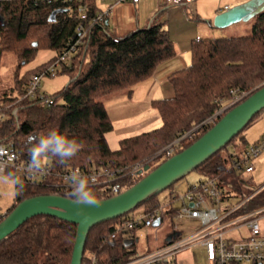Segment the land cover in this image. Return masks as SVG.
<instances>
[{
  "label": "trees",
  "instance_id": "trees-1",
  "mask_svg": "<svg viewBox=\"0 0 264 264\" xmlns=\"http://www.w3.org/2000/svg\"><path fill=\"white\" fill-rule=\"evenodd\" d=\"M97 2H0V53L11 52L17 62L13 85L0 90V143L10 144L19 161H30L29 136L38 138L53 129L66 133L69 137L82 141L83 149L64 164L58 163L57 158L53 157L46 162L57 169L105 166L117 169V174H122L118 181L124 190L143 176L135 177L132 173L124 175L134 163L152 156L177 136L210 116L221 106L222 100L231 96V90L247 91L248 96L264 83V9L254 16L250 34L193 38L189 48L190 63L168 76L173 94L150 101L151 106L157 110L161 124L156 128L122 137L118 140L117 148L111 149L105 135L113 124L103 100L122 90H130L134 84L148 78L160 62L176 54L175 45L163 22L153 19L149 24L120 38L109 32L108 15L102 21L93 22L84 42L77 45L69 62L61 63L59 70H56L66 72L69 80L59 91L46 94L52 99V103L48 104L37 97H22L18 100L24 94L32 75L50 64L67 40L76 37L75 27L79 21L77 7L85 4L88 15H96L101 11ZM55 9L60 11L55 14L53 21H49L50 13ZM40 47L50 48L56 53L46 63L20 75L21 65L30 60ZM262 111L264 107L245 127ZM212 125L196 130L192 139L182 141L175 153L199 138ZM239 133L192 170L204 177H216L219 186L225 190L223 198L226 200L233 198L238 202L250 196L227 219L264 208V183L255 188L243 186L247 180L243 178L238 164L245 146L237 153L230 151V144H235ZM160 162H155L150 169ZM7 172L18 175L12 169ZM227 173L232 180L227 179ZM173 184L167 187L169 193L164 202L158 198L159 192H155L134 208L140 206L145 215L160 209V220L153 223L154 226L169 222L171 235L178 238L180 234L175 229V216L179 206L174 205L177 193ZM92 187L99 199L113 195L99 185ZM70 190L14 180L13 204L6 213L25 198L45 194L67 197ZM130 211L90 227L82 259L84 254L89 253L95 256L96 264H123L135 256L136 231L143 225L132 230L125 229V221L136 218L129 214ZM2 218L3 216L0 221ZM75 236V223L49 214L34 215L0 239V264H69ZM127 238H132L133 242L126 245L124 241ZM165 244L166 242L159 244L156 249ZM152 250L146 249L143 253ZM155 264L165 262L158 261ZM248 264L264 262L254 261Z\"/></svg>",
  "mask_w": 264,
  "mask_h": 264
},
{
  "label": "built area",
  "instance_id": "built-area-1",
  "mask_svg": "<svg viewBox=\"0 0 264 264\" xmlns=\"http://www.w3.org/2000/svg\"><path fill=\"white\" fill-rule=\"evenodd\" d=\"M8 1V0H0ZM38 1V0H34ZM45 3L52 2H70L72 0H40ZM100 1V0H97ZM116 2L125 0H114ZM136 2L138 0H132ZM166 4H186L193 0H164ZM228 9L227 6L224 10ZM79 13V21L75 27L76 37L67 40L64 47L56 54L53 61L45 68L33 74L28 80L24 94L18 98L37 97L43 99L48 104L52 103V99L46 94L40 92L39 84L43 75H54L61 63H68L73 53L77 49V45L85 40V36L89 26L95 21H102L108 11L103 10L96 15H88L87 6L81 4L77 7ZM231 96L221 101V106L216 108L214 112L195 125L177 136L172 142L156 151L151 157L133 164L127 172L132 173L135 177L144 175V166L153 165L155 162L163 161L175 153L176 148L180 146L182 141L192 139L196 130L214 124L217 119L230 107L243 100L247 91H230ZM1 107V105H0ZM2 114L0 113V118ZM264 151V136L260 140H256L244 147L241 152L238 167L249 172L253 169L252 160L257 158ZM29 161H19L17 154L11 148L10 144L0 143V173L17 181L29 184L42 183L49 186L62 187L71 189L70 177L73 172H79L85 176H97L99 182L95 185L101 186L113 195L122 191V187L118 178L122 175L117 174V169H111L108 166L101 168H77L62 167L54 168L50 163L43 162L42 172H29ZM14 170L18 175L8 173V170ZM93 185V186H95ZM225 190H223L216 177L199 178L196 183L190 184L182 195H177L174 200L179 201L180 205L175 216V229L178 231L182 228L181 221L193 220L197 223L193 232H187L180 237H173L164 246L145 253H140L123 264H155L158 261H164L165 264H174V255L182 248L191 246L195 243L202 244L206 247L208 257L211 264H248L250 262H264V233L262 232L261 219L264 218V208L254 210L249 213L239 215L234 218L227 217L236 209H238L250 196L242 198L236 202L233 198L224 199ZM161 210H154L151 214L136 217L133 220H127L124 223L125 229L132 230L134 227L142 224L150 226L160 220ZM156 221V222H155ZM246 227L248 235L244 238H229L227 233ZM80 264H96V258L93 254H84V259Z\"/></svg>",
  "mask_w": 264,
  "mask_h": 264
},
{
  "label": "water",
  "instance_id": "water-1",
  "mask_svg": "<svg viewBox=\"0 0 264 264\" xmlns=\"http://www.w3.org/2000/svg\"><path fill=\"white\" fill-rule=\"evenodd\" d=\"M263 9L264 0H246L217 13L212 19V24L225 27L240 20H248ZM58 11L60 9L53 10L48 20L53 21ZM263 107L264 83L228 109L187 147L161 161L153 169L145 165L146 173L138 181L115 195L101 198L103 202L99 206L76 205L66 196L59 194L36 195L21 200L1 219L0 239L26 219L37 214H49L76 224V236L69 264H80L90 227L130 211L148 195L160 192L182 178L228 143ZM124 242L127 245L133 242V239L127 238Z\"/></svg>",
  "mask_w": 264,
  "mask_h": 264
},
{
  "label": "crops",
  "instance_id": "crops-1",
  "mask_svg": "<svg viewBox=\"0 0 264 264\" xmlns=\"http://www.w3.org/2000/svg\"><path fill=\"white\" fill-rule=\"evenodd\" d=\"M229 2L238 4L243 1L229 0ZM97 5L101 11H108L107 26L114 37H123L127 33L143 27L149 24L151 20L156 19L158 22L164 23L163 26L176 49V54L160 62L148 78L137 82L130 90H122L104 98L103 103L113 126L114 123H123V130L121 135H119L121 136L118 138L119 140L122 137L139 133V131L130 134L128 132H134L143 126L151 124L152 127L150 128L152 129L154 126L158 127L161 124L157 110L151 106L150 101L152 99L167 98L173 94L168 76L173 71L184 68L190 63V41L195 36H200L199 34L202 32L200 29L203 30L205 25H212V19L217 13L223 11L225 6L230 8L231 5H227V3L223 6L215 5L214 0H193L186 4H166L164 0H138L136 2L132 0L119 2L100 0ZM129 125L131 128H129ZM132 126L134 127L132 128ZM6 177L5 174L0 173V217L4 216L13 204L14 187L8 191L6 188L4 189ZM191 222L195 221H181L180 225H182V228L179 231L189 233L190 231L186 227ZM196 225L197 223L195 222L192 230L196 228ZM184 229H186L185 232ZM156 232L157 230L154 238L158 239ZM171 232L163 236V242L167 243V240L175 237V235H171ZM226 235L240 239L246 237L248 232L246 227H241L238 231L234 230ZM176 262L175 259L174 263Z\"/></svg>",
  "mask_w": 264,
  "mask_h": 264
},
{
  "label": "rangeland",
  "instance_id": "rangeland-1",
  "mask_svg": "<svg viewBox=\"0 0 264 264\" xmlns=\"http://www.w3.org/2000/svg\"><path fill=\"white\" fill-rule=\"evenodd\" d=\"M243 2L246 0H242ZM231 5L230 7L236 5L234 2H229V0L218 1L214 0L215 5ZM239 4V3H238ZM198 21V20H196ZM200 21V20H199ZM254 22V16L249 18L248 20H240L234 22L230 25L225 27H216L213 24L210 26L205 25L202 29V32L199 34L200 36L196 37H220V36H239V35H247L252 32V24ZM56 51L50 48L40 47L36 50L34 56L28 60L26 63L21 65L19 68V74L22 75L27 71H31L36 69L39 65L46 63L50 58L55 55ZM16 59L11 52L2 51L0 53V90L8 89L13 85V78L14 73L16 71ZM60 68V67H59ZM58 68V70H59ZM69 80V76L66 72L58 71L54 73V75L45 74L40 79L39 90L44 94H52L54 92L59 91ZM130 108V107H129ZM153 125V124H152ZM123 123L117 124L114 123V128L108 131L105 135L107 143L111 149H116L118 144V138L121 137V131ZM134 126H132L133 128ZM148 127V128H147ZM151 124L148 126H143L141 129L138 128L134 132L130 133H137V131L141 132L143 130L151 129ZM156 127V126H154ZM153 127V128H154ZM129 128L131 126L129 125ZM125 130V129H124ZM130 131V130H129ZM126 133V132H124ZM264 136V111L255 118L247 127H245L239 135L235 138V144H230V151L237 153L243 148L244 146L253 143L256 140H260ZM151 157V156H150ZM149 158V157H148ZM253 169L249 172H245L244 169H241L242 176L247 180L246 183L243 184L244 187L247 188H255L264 183V151L254 160H252ZM204 176L198 174L196 171H191L187 173L184 177L178 179L174 182L173 188L175 189L177 195H182L186 189L188 188L189 184L196 183L199 178H203ZM227 179H231L230 175L226 174ZM14 187V180L11 178L6 177V182L4 185V189L8 191L9 189L12 190ZM169 188H165L164 190L159 192L158 198L161 201H165L168 196ZM175 206H179V201H174ZM131 216L134 217H141L145 216L143 213V209L138 206L130 211L129 213ZM262 229L264 228V218L260 220ZM156 222V221H155ZM156 224V223H154ZM150 225L139 227L136 231V247H137V254L143 253L146 249H153L156 250V247L163 243V236L171 231V227L169 222H163L160 225ZM195 222H191L186 229L188 231L193 232L192 227L194 226ZM157 230L158 239H155V231ZM184 229V232L185 230ZM127 230V229H126ZM248 232V230H247ZM264 233V229H263ZM185 233H182L184 235ZM134 257V256H133ZM132 257V258H133ZM174 261L176 259L177 264H211L208 252L205 246L195 243L190 247H185L180 249L173 257Z\"/></svg>",
  "mask_w": 264,
  "mask_h": 264
},
{
  "label": "clouds",
  "instance_id": "clouds-1",
  "mask_svg": "<svg viewBox=\"0 0 264 264\" xmlns=\"http://www.w3.org/2000/svg\"><path fill=\"white\" fill-rule=\"evenodd\" d=\"M30 161L29 172H42L43 162L48 158H57L58 163L64 164L75 157L84 147L82 141L69 137L55 129L40 137L29 136ZM71 190L67 194L68 199L76 205L99 206L103 201L97 197L93 185L99 182L98 177L85 176L79 172H73L71 177Z\"/></svg>",
  "mask_w": 264,
  "mask_h": 264
}]
</instances>
